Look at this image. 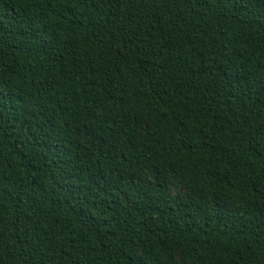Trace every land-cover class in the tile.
I'll use <instances>...</instances> for the list:
<instances>
[{"label":"trees","instance_id":"trees-1","mask_svg":"<svg viewBox=\"0 0 264 264\" xmlns=\"http://www.w3.org/2000/svg\"><path fill=\"white\" fill-rule=\"evenodd\" d=\"M0 264H264V0H0Z\"/></svg>","mask_w":264,"mask_h":264},{"label":"rangeland","instance_id":"rangeland-1","mask_svg":"<svg viewBox=\"0 0 264 264\" xmlns=\"http://www.w3.org/2000/svg\"><path fill=\"white\" fill-rule=\"evenodd\" d=\"M145 172L148 174L147 176H149L150 172L148 169H146ZM168 192L172 195H179L184 193V190L173 178H170L168 182Z\"/></svg>","mask_w":264,"mask_h":264}]
</instances>
